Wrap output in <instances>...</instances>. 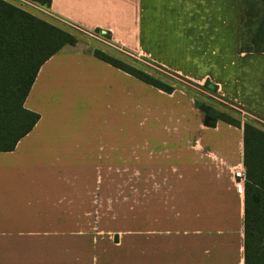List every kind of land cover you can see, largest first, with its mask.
I'll return each mask as SVG.
<instances>
[{"label":"crops","instance_id":"obj_1","mask_svg":"<svg viewBox=\"0 0 264 264\" xmlns=\"http://www.w3.org/2000/svg\"><path fill=\"white\" fill-rule=\"evenodd\" d=\"M39 9L105 39L110 48L97 49L125 63L146 59L208 84L210 106L264 124V50L242 49L239 0H51ZM78 44L41 66L24 102L40 119L0 153V264H244V189L234 176L245 175L242 129L205 127L186 88L164 93ZM78 74L79 116L65 100Z\"/></svg>","mask_w":264,"mask_h":264},{"label":"trees","instance_id":"obj_2","mask_svg":"<svg viewBox=\"0 0 264 264\" xmlns=\"http://www.w3.org/2000/svg\"><path fill=\"white\" fill-rule=\"evenodd\" d=\"M48 7L51 0H30ZM240 40L243 50H264V0H239ZM248 35V41H244ZM73 30L59 27L16 5L0 0V153L12 152L39 121L24 102L41 66L66 46H75ZM98 60L170 94L173 87L98 49ZM206 89L208 84H204ZM203 125L223 122L242 129L244 188V264H264V129L240 123L201 101H194Z\"/></svg>","mask_w":264,"mask_h":264},{"label":"rangeland","instance_id":"obj_3","mask_svg":"<svg viewBox=\"0 0 264 264\" xmlns=\"http://www.w3.org/2000/svg\"><path fill=\"white\" fill-rule=\"evenodd\" d=\"M6 1H8V2L26 10V11H29L30 13H32L33 15H35L37 17H41V15L43 13L41 10L38 9L39 6L37 4L31 2L30 0H6ZM64 28H66V27H64ZM70 29L73 30L74 35L78 38L79 44H78L77 48L80 50H83V49L84 50H88V49L93 50V49H97V48L98 49L110 48L109 46H107V43H105V39L100 38V40H97V39L93 38V36H92L93 34L81 32V31H78V30L73 29V28H70ZM248 38H249L248 35L245 36L244 41L245 42L248 41ZM124 58L125 59L129 58V56L124 55ZM142 60H145L146 63L139 62L138 60H135L133 58H130V60H129L130 64H128L127 62L126 63L128 65H131L134 68L142 69L141 71H143L144 73H146V74L152 76L153 78L158 79L159 81L173 87V89L179 90V89H185L186 88L185 90H188L192 94L194 99H196L198 101H203L204 103L208 100H209V102H217V101L210 99L209 96L205 95L206 93H209L210 90L206 89L204 87V85L202 87L198 86L197 84H194L193 82H189V81L185 80L181 76H176V75L171 74L173 76V77H171V75L169 76L168 74L163 73L165 70L164 68H161V69H163L162 70L163 72H159L158 70L154 69L153 67H150L146 59H142ZM68 79H70V80L67 81ZM68 79L65 81H67L69 84L73 83L72 85H73V88H75V89H73L72 91H69V92H73V95H70L69 97H65V100H75V101H73L74 103H72V102L70 103V108L73 109L72 111L77 112V114L79 116L83 112V110H81V109H84V106L81 104H76V103H78V102L80 103V101L84 98L85 95L80 96L79 93H82L84 91L82 90V88L77 89L76 86L81 85V83H83L82 77L80 74H78L77 77L75 75H71ZM31 95H33V94H31ZM31 99H33V97L30 98V102H31ZM204 100H206V101H204ZM206 103H208V102H206ZM219 104L222 105V108H223L222 110L224 111V113H226L232 117L237 116V118L243 122H244V120H247L248 122L253 121L252 123L254 125L264 129L263 123L257 122L251 118H248L247 116H245L239 112L233 111L226 104H222V103H219ZM208 105H211V104L208 103ZM216 106H217V104H216ZM129 130H130L129 137L126 136V147H125V149H126V162H125V165H132V161L130 159V157H131L130 152L132 151V148H133V139H132L133 130L132 129H126L127 132ZM125 135H128V134L125 133ZM127 153H129V154L127 155Z\"/></svg>","mask_w":264,"mask_h":264},{"label":"built area","instance_id":"obj_4","mask_svg":"<svg viewBox=\"0 0 264 264\" xmlns=\"http://www.w3.org/2000/svg\"><path fill=\"white\" fill-rule=\"evenodd\" d=\"M185 80L188 81V79H185ZM189 82H191V81H189ZM234 176H235V179H236V181H235V189H236V191L238 193H241V192H243L244 184L246 182L245 175H244V173L242 171L239 170V171L235 172Z\"/></svg>","mask_w":264,"mask_h":264}]
</instances>
